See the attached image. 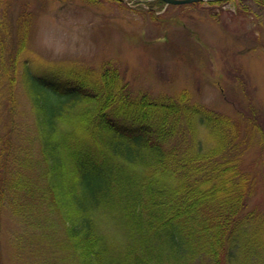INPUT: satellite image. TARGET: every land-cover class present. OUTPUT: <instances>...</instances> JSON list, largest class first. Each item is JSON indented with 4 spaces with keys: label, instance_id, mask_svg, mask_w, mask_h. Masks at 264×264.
I'll list each match as a JSON object with an SVG mask.
<instances>
[{
    "label": "trees",
    "instance_id": "1",
    "mask_svg": "<svg viewBox=\"0 0 264 264\" xmlns=\"http://www.w3.org/2000/svg\"><path fill=\"white\" fill-rule=\"evenodd\" d=\"M27 16L0 63V217L9 204L76 264H264V210L250 204L261 180L243 162L255 137L264 148L259 110L230 115L188 90L134 94L111 60L37 71L22 57Z\"/></svg>",
    "mask_w": 264,
    "mask_h": 264
},
{
    "label": "rangeland",
    "instance_id": "2",
    "mask_svg": "<svg viewBox=\"0 0 264 264\" xmlns=\"http://www.w3.org/2000/svg\"><path fill=\"white\" fill-rule=\"evenodd\" d=\"M246 5L251 11L232 0L161 6L155 0H0V63L2 50L14 47L17 31L25 30L28 14L22 57L37 71L72 63L97 68L111 60L134 94L188 90L193 100L234 116L253 105L264 125V10L252 0ZM21 89L17 116L32 128L31 104ZM1 95L0 123L9 114L6 89ZM243 162L261 180L250 204L264 210V148L258 137ZM28 221L4 206L0 264H76L52 241L36 237ZM19 236L27 239L21 245Z\"/></svg>",
    "mask_w": 264,
    "mask_h": 264
},
{
    "label": "water",
    "instance_id": "3",
    "mask_svg": "<svg viewBox=\"0 0 264 264\" xmlns=\"http://www.w3.org/2000/svg\"><path fill=\"white\" fill-rule=\"evenodd\" d=\"M167 4H184V3H192V2H198L202 0H163Z\"/></svg>",
    "mask_w": 264,
    "mask_h": 264
}]
</instances>
